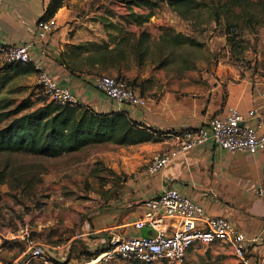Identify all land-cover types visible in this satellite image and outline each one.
Listing matches in <instances>:
<instances>
[{"label":"rangeland","instance_id":"obj_1","mask_svg":"<svg viewBox=\"0 0 264 264\" xmlns=\"http://www.w3.org/2000/svg\"><path fill=\"white\" fill-rule=\"evenodd\" d=\"M132 1L67 0L60 8L72 10L73 21L67 23L79 21L77 26L90 27L92 41L119 44L110 56L116 67L91 68L94 75L119 72L148 97L155 95L150 92L154 86L162 87L160 73L174 77L190 74L189 80L198 90L187 96L220 81L219 74L225 70L229 75V67L235 68L240 78L246 71L264 77V0H198L200 6L185 16L168 0H151V8L141 7L143 15H152L143 25L129 24L126 18L131 14L123 15L127 6L138 7ZM110 23L122 31L112 29ZM182 36L193 42L179 43ZM82 53L73 57L81 66L87 55L86 51ZM4 64L0 54V99L13 105L29 99L34 107L46 100L37 73L15 76L5 71ZM3 75L9 80L4 82ZM221 84L225 97L227 83ZM120 149L117 144L103 143L56 158L0 152L1 257L10 262L11 250L23 247L18 235L25 229L44 244L54 246H68L74 237L75 243L90 236L77 237L90 231L85 223L92 227L94 214L117 195L123 175L116 176L105 159ZM108 184L111 187L106 188ZM10 232L16 235L8 237ZM127 263L115 258L109 264Z\"/></svg>","mask_w":264,"mask_h":264},{"label":"crops","instance_id":"obj_2","mask_svg":"<svg viewBox=\"0 0 264 264\" xmlns=\"http://www.w3.org/2000/svg\"><path fill=\"white\" fill-rule=\"evenodd\" d=\"M50 1L0 0V44L21 45L35 41L32 63L55 77L59 85L68 87L79 103L98 112L126 110L131 118L157 129L163 137L157 142L121 146L120 152L106 158L107 166L114 170L116 176L123 175V178L119 180L114 199L94 214L92 227L89 222L85 223L94 234L75 243L74 237L59 251L54 245H46V253L61 264L112 263L99 256L109 246L111 235H143L142 230L132 226L145 212L143 201L164 187H172L199 202L209 215L226 217L247 237L258 240L256 244H249V263L240 260L231 246L216 242L203 249H190L184 264H264V195L259 197L257 194L260 188L264 189V150L255 155L246 151L229 152L208 142L180 154L154 175L143 174L138 179L131 176L146 166L154 153L174 147L185 129L202 126L214 116H223L229 107H238L244 112L258 108L264 115L261 97L264 77L246 71L240 78L237 70L229 67V75L226 70L221 74L218 72L220 81L216 80L211 87L187 96V93L198 90L190 82V74L174 77L160 73L162 87L154 86L150 90L156 96L143 95L136 87L148 98L145 108L118 105L97 89L90 69L71 70L64 64L67 58L62 53L70 44L93 40L86 24L77 26L79 21L67 23L73 21L71 9L64 7L57 12L58 27L45 44L37 41V21ZM112 74L119 75V72ZM223 82L227 83L225 97ZM218 109L222 111L213 115ZM10 234L15 232H10L8 237ZM23 248L11 250L10 262L0 255V264H21ZM28 264L45 263L34 259Z\"/></svg>","mask_w":264,"mask_h":264},{"label":"built area","instance_id":"obj_3","mask_svg":"<svg viewBox=\"0 0 264 264\" xmlns=\"http://www.w3.org/2000/svg\"><path fill=\"white\" fill-rule=\"evenodd\" d=\"M124 6L122 4V8ZM144 9L134 5L127 6L128 11L123 15L127 13L143 15ZM37 27V41L45 44L57 29L58 23L55 16L46 20L38 19ZM35 43L28 41L21 45L0 44L3 63L33 62L32 49ZM36 68L39 69L37 73L39 87L48 101L61 105L79 103L76 95L68 87L59 85L55 77H51L39 66ZM93 81L98 90L118 105H131L139 109L148 105V98L124 76L98 74L94 75ZM261 97L264 100V89ZM208 142L229 152L246 151L255 155L264 150V115L258 108L244 112L238 107H229L225 115L214 116L202 126L185 129L174 147L154 153L148 164L133 172L131 176L138 179L143 174L154 175L180 154ZM257 194L262 197L264 189L260 188ZM143 204L145 212L140 219L132 223V226L139 231L144 227L152 228L155 232H150L149 237L143 235L122 237L119 234H112L109 246L99 255L106 262L119 258L126 262L184 264L190 249H203L221 242L231 246L240 260L249 263L248 247L250 243L256 244L257 238L247 237L245 232L234 227L226 217L209 215L199 202L181 194L177 189L164 187L159 193L145 199ZM93 234L90 230L77 237ZM18 238L24 247L21 264H28L34 259H39L45 264H61L46 253V244L31 236L27 229L22 231ZM63 247L61 244L54 246L58 251Z\"/></svg>","mask_w":264,"mask_h":264},{"label":"trees","instance_id":"obj_4","mask_svg":"<svg viewBox=\"0 0 264 264\" xmlns=\"http://www.w3.org/2000/svg\"><path fill=\"white\" fill-rule=\"evenodd\" d=\"M67 0H51L39 20L54 17ZM133 4L140 7H152L151 0H133ZM169 5L180 15L200 6L198 0H168ZM152 15L131 13L127 22L143 25ZM111 28L122 31L115 23ZM179 43L193 42L188 37H179ZM119 44L112 46L109 42L102 43L88 41L86 43L70 44L64 51V64L71 70L90 69L112 66L111 61ZM83 66L73 61V57L84 55ZM82 53V54H81ZM81 54V55H80ZM7 73L15 76L38 73L32 62L5 63ZM90 67V68H89ZM118 76H122L119 73ZM6 76L3 75V80ZM9 80V79H7ZM7 80H4L7 81ZM8 122L0 128V152H21L49 158H56L85 147L103 143H114L120 146H129L143 142H157L163 133L142 122L131 118L126 110H112L98 112L90 106L78 103L75 105H61L48 101L34 107L29 99L13 105L0 99V124ZM127 264H157L153 262L130 261ZM162 264H169L163 262Z\"/></svg>","mask_w":264,"mask_h":264},{"label":"water","instance_id":"obj_5","mask_svg":"<svg viewBox=\"0 0 264 264\" xmlns=\"http://www.w3.org/2000/svg\"><path fill=\"white\" fill-rule=\"evenodd\" d=\"M150 232H155L152 228H148V227H144L142 229V234L145 237H149L150 236Z\"/></svg>","mask_w":264,"mask_h":264}]
</instances>
